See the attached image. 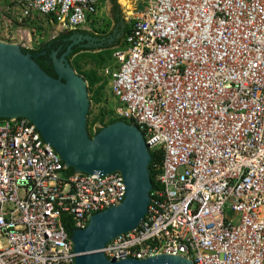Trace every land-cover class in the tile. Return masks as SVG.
I'll return each instance as SVG.
<instances>
[{"label": "built area", "instance_id": "2783aa9c", "mask_svg": "<svg viewBox=\"0 0 264 264\" xmlns=\"http://www.w3.org/2000/svg\"><path fill=\"white\" fill-rule=\"evenodd\" d=\"M115 67L116 117L154 154L157 187L132 230L101 252L192 264H264V0H137ZM19 21L84 29L99 0H14ZM27 118H0V264H74L73 230L121 203L119 172L73 173Z\"/></svg>", "mask_w": 264, "mask_h": 264}, {"label": "water", "instance_id": "95a60500", "mask_svg": "<svg viewBox=\"0 0 264 264\" xmlns=\"http://www.w3.org/2000/svg\"><path fill=\"white\" fill-rule=\"evenodd\" d=\"M69 39L71 43L62 55L57 57L56 51L50 54L56 77L45 73L18 45L0 42V118L30 120L42 140L74 173L121 174L125 185L121 203L92 214L84 228L72 231L74 264H192L169 255L113 261L101 252L109 241L132 230L144 218L152 189L151 156L140 131L123 121L111 123L89 137L86 82L67 57L75 45L91 49L101 47L103 42L80 34Z\"/></svg>", "mask_w": 264, "mask_h": 264}, {"label": "trees", "instance_id": "16d2710c", "mask_svg": "<svg viewBox=\"0 0 264 264\" xmlns=\"http://www.w3.org/2000/svg\"><path fill=\"white\" fill-rule=\"evenodd\" d=\"M112 4H115V0H110ZM114 7L117 9L118 14V6L114 5ZM33 14V13H32ZM31 14V15H32ZM36 14V13H35ZM30 15V16H31ZM37 15V14H36ZM28 16L27 18L23 19V23L26 21L28 24H32V20ZM39 16V15H38ZM46 17L47 23H49V20L51 19L52 22H56L53 17L51 16H41ZM27 19V20H26ZM120 21L119 17H116V22ZM122 22V21H121ZM128 27L124 25V28L121 30L122 37L117 42V44L111 48H105L101 49L97 52H94L90 49H72L71 53L67 57V60L70 64V66L77 72L78 75H80L83 80L86 82V90L87 93L90 94L91 97H89V104L91 102L98 104L102 100V92L108 82L107 78L102 75H97L95 69L97 68H105V67H115L113 65V52L116 50V47H120L122 45V41L124 38L125 33L127 32ZM90 35L91 37H105V35H95L93 33H89L88 31L84 29H75V30H62L57 35L53 36L51 39L46 41H41L35 48H27V47H21L22 52L29 53L32 57V59L40 66V68L50 75L51 77H56L52 65H50L48 54L50 53L51 49H54L57 45H62L60 50L57 52L56 56L59 57V55L64 51L65 42L64 40H68V38L72 35ZM109 35V34H107ZM42 52H45L43 55ZM38 57H35L37 56ZM46 60V61H45ZM80 60H83L85 62H90L93 65V68L89 69L88 71H80L78 62ZM109 61L112 63V65L108 66L106 65L109 63ZM73 62V64H72ZM103 70V69H102ZM91 115V111L88 109L87 113V133L89 137H92L95 135L101 128L114 123L116 121H123L125 123L131 124L132 122L127 119L116 117L114 109L110 112H107L105 110H99L98 113L93 116L92 119H88V117ZM108 117V118H107ZM107 118V119H106ZM97 124V127H94V125ZM151 161L149 164V173H150V181L152 184V189L157 187L156 182L154 181V172L151 169L152 162L154 161V154L150 152ZM74 173L72 168H66L65 169V175H72ZM60 221L70 237L73 226L72 221L68 215H62L60 218Z\"/></svg>", "mask_w": 264, "mask_h": 264}, {"label": "rangeland", "instance_id": "374dc122", "mask_svg": "<svg viewBox=\"0 0 264 264\" xmlns=\"http://www.w3.org/2000/svg\"><path fill=\"white\" fill-rule=\"evenodd\" d=\"M123 1L124 0H117V17L120 18V22L122 21L121 23H126L128 16L126 14V6L123 4ZM13 2L14 0H0V42L15 44L19 47L35 48L41 41H46L49 36L54 35L58 31H62V28L58 25V23H47L46 17L38 16L35 13L30 16V18L33 19L31 21L32 24H28L26 21L23 23V19L19 21V9L16 8ZM133 2H135L134 6H136L137 10H145L146 5L144 3L137 0H133ZM112 21L110 1L99 0L96 15L91 18V22L85 25L84 29L96 35H105L109 31ZM112 29L114 28L112 27ZM119 37L121 38V34H119ZM109 46L107 48H111ZM90 50L97 52L101 49L100 47H94ZM112 62L114 64V59ZM78 64L80 66V71H88L93 68V65L90 62L88 63L83 60H80ZM106 65L110 66L112 63L109 61ZM102 69H95L97 75H102ZM87 97L89 99V97H91L90 94H88ZM117 105H119L118 100L111 95L110 88L108 87V84H106L102 92L101 102L98 104L91 102L89 104L88 108L91 111V115L88 119H92L99 110L110 112ZM97 126V124L94 125V127Z\"/></svg>", "mask_w": 264, "mask_h": 264}, {"label": "flooded vegetation", "instance_id": "af4514ba", "mask_svg": "<svg viewBox=\"0 0 264 264\" xmlns=\"http://www.w3.org/2000/svg\"><path fill=\"white\" fill-rule=\"evenodd\" d=\"M111 2V1H110ZM111 16H112V18L114 19V25H115V33H112L111 35H106L105 37H97L98 39H101V40H99V41H101V42H103V45H102V47H100V49H105V48H107L109 45V47H113V45H114V43L117 41V40H119L120 39V37H119V33L121 34V31L119 32V30H121V23H120V21H117L116 22V16H117V9L114 7V5H117L118 6V3H117V1L115 0V4H112V2H111ZM90 33V32H89ZM73 36V35H72ZM71 37V36H70ZM69 37V38H70ZM68 38V40H64L63 42H65L66 44H65V46H64V51L63 52H65L66 51V48L69 46V44L71 43V41H70V39ZM103 39V40H102ZM111 44H113V45H111ZM81 45L82 44H78V45H75V46H73V50L74 49H77V50H81V49H85V48H83V47H81ZM105 46V47H104ZM62 47V45H57L54 49H51V51H50V53L48 54V57H49V63H50V65H52L51 64V59H50V54H51V52L52 51H56V53L60 50V48ZM63 52L60 54V55H62L63 54ZM45 52H42L41 54L43 55ZM59 55V56H60ZM35 57H38V55L37 56H35ZM46 61V60H45ZM56 75V74H55Z\"/></svg>", "mask_w": 264, "mask_h": 264}, {"label": "crops", "instance_id": "0c3cea01", "mask_svg": "<svg viewBox=\"0 0 264 264\" xmlns=\"http://www.w3.org/2000/svg\"><path fill=\"white\" fill-rule=\"evenodd\" d=\"M110 1V0H109ZM117 1V0H116ZM124 3V5L126 6V14H127V22L125 23V22H123V23H121V30L124 28V25H126L127 27H128V24H129V19H130V14L131 15H136V13L139 11V10H137V8H136V6H134L135 5V2H133V0H124L123 1ZM133 3V4H132ZM110 4H111V2H110ZM133 5V6H132ZM118 15V14H117ZM117 17V16H116ZM92 18V17H91ZM91 18H90V21L89 22H91ZM113 19V18H112ZM89 22H87V24L89 23ZM49 23H52V20L50 19L49 20ZM114 19H113V21L111 22V26L109 27V31L105 34V36L107 35V34H109V35H111L112 33H115L116 31H115V25H114ZM112 27L114 28V29H112ZM63 30V29H62ZM84 30H86V29H84ZM121 30H119V32L121 31ZM86 31H88V30H86ZM115 31V32H114ZM60 31H58L57 33H55L54 35H51V36H49L48 37V39L47 40H49V39H51L53 36H55V35H57L58 33H59ZM89 32V31H88ZM90 33H92V32H90ZM94 34V33H93ZM120 34V33H119ZM96 35V34H95ZM121 37H122V33H121ZM120 40V39H119ZM119 40H117L115 43H114V45L113 44H111V45H113V46H115L116 44H117V42L119 41ZM102 47V46H101ZM117 48V47H116Z\"/></svg>", "mask_w": 264, "mask_h": 264}]
</instances>
